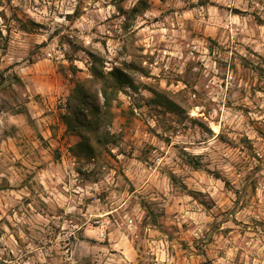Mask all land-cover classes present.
I'll list each match as a JSON object with an SVG mask.
<instances>
[{
	"label": "clouds",
	"instance_id": "clouds-1",
	"mask_svg": "<svg viewBox=\"0 0 264 264\" xmlns=\"http://www.w3.org/2000/svg\"><path fill=\"white\" fill-rule=\"evenodd\" d=\"M0 264H264V0H0Z\"/></svg>",
	"mask_w": 264,
	"mask_h": 264
}]
</instances>
